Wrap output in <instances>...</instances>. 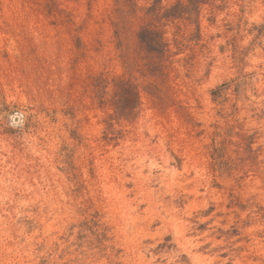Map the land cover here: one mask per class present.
<instances>
[{"label":"rangeland","instance_id":"rangeland-1","mask_svg":"<svg viewBox=\"0 0 264 264\" xmlns=\"http://www.w3.org/2000/svg\"><path fill=\"white\" fill-rule=\"evenodd\" d=\"M129 1L158 80L115 0H0V264H264V0Z\"/></svg>","mask_w":264,"mask_h":264},{"label":"trees","instance_id":"trees-1","mask_svg":"<svg viewBox=\"0 0 264 264\" xmlns=\"http://www.w3.org/2000/svg\"><path fill=\"white\" fill-rule=\"evenodd\" d=\"M115 2L117 4V11L119 17L118 25L120 29H122L123 37H124L123 40H120L118 46L130 78H134V73L132 70L133 67L132 44L135 38L137 42L140 44L142 52L148 57L146 66L144 65L142 66L145 67L146 70L145 72L148 74V77L154 78L156 80L160 79L163 68V63L161 58L164 57L166 52L165 49L166 45L164 39L165 33L162 30V26L159 25V23L158 25H156L157 22L150 25L141 24V22L137 23L138 18L135 15V12L130 9L131 3L129 0H115ZM128 82L129 81H127V83ZM234 85H235L234 86L235 91L238 92L240 89V84L237 83ZM146 88L147 89L152 88V91H154V93L159 92V88L153 86L152 84H149L148 87L146 86ZM134 89H135V94L138 96V92H136L135 87ZM161 95L162 94L160 92L159 96L158 97L156 96V99H158L160 105L164 107L165 100L163 97H165V94L163 96ZM102 231H101V235H99L98 238L101 236L99 239H102V241H106L105 230L103 229Z\"/></svg>","mask_w":264,"mask_h":264},{"label":"water","instance_id":"water-1","mask_svg":"<svg viewBox=\"0 0 264 264\" xmlns=\"http://www.w3.org/2000/svg\"><path fill=\"white\" fill-rule=\"evenodd\" d=\"M14 121L17 122V121H18V117H15V118H14Z\"/></svg>","mask_w":264,"mask_h":264}]
</instances>
